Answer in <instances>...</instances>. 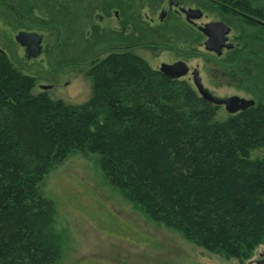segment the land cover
Listing matches in <instances>:
<instances>
[{"label": "trees", "instance_id": "1", "mask_svg": "<svg viewBox=\"0 0 264 264\" xmlns=\"http://www.w3.org/2000/svg\"><path fill=\"white\" fill-rule=\"evenodd\" d=\"M222 2L263 23L241 19L232 60L260 101L224 120L187 80L132 53L91 61L90 97L71 105L34 92L0 52V264H62L68 235L43 183L72 152L97 156L131 205L209 252L243 261L263 244L264 153L252 154L264 149V0ZM32 3L49 6L0 0V18L23 21Z\"/></svg>", "mask_w": 264, "mask_h": 264}, {"label": "rangeland", "instance_id": "2", "mask_svg": "<svg viewBox=\"0 0 264 264\" xmlns=\"http://www.w3.org/2000/svg\"><path fill=\"white\" fill-rule=\"evenodd\" d=\"M36 3L27 5L29 13L23 21L7 15L0 18V50L16 68L35 77L34 92L42 91L40 86L44 85L50 87L45 93L52 99L71 105L86 102L91 93L87 76L90 62L111 52V46L121 41L123 13L128 6V13L145 22V29L148 26L153 43L145 44L139 53L152 68L163 61L181 59L190 69L197 68L203 88L213 98L237 95L260 101L241 86L232 69V60L241 48L235 41L241 22L238 17L228 19L234 48L218 56L204 49L205 36L194 28L190 43L163 44L168 19L159 21L158 14L168 9L167 0H58L56 6L48 0L49 6L41 9ZM180 3L204 9L198 24L227 16L222 0ZM19 31L43 35L39 56L31 60L24 57L23 48L14 39ZM185 50L191 53L184 54ZM186 78L194 87L190 75ZM228 115L222 106L218 108V119ZM263 153L261 149L252 156ZM43 194L54 202L57 225L68 235L62 264H250L264 250L263 242L247 260L224 258L179 231L150 220L106 180L95 155L68 154L46 174Z\"/></svg>", "mask_w": 264, "mask_h": 264}, {"label": "flooded vegetation", "instance_id": "3", "mask_svg": "<svg viewBox=\"0 0 264 264\" xmlns=\"http://www.w3.org/2000/svg\"><path fill=\"white\" fill-rule=\"evenodd\" d=\"M194 1L196 3L207 2V0H194ZM213 1L216 2L217 0H213ZM175 3H176V5H175ZM221 7L225 8L223 10H227V12L226 11L224 12L225 14H227V16H224V18H222V19H214L213 21H222L229 27V33H228V40L227 41L233 44V41L231 42L229 40V34L231 31V26L228 22V19H234L235 17H238L240 19L249 20L245 17V15L246 16H249V15L243 13L244 11L243 12L238 11L234 7H231L230 5H227V4H223V5H221ZM167 8H168L167 10L161 9V11L158 14V20L159 21H162L164 19H168V23L164 27V32L167 35V37L164 40L163 44H166V46L174 47L177 43H181V44H182V42L190 43L191 34L193 33L192 28H194L197 31H199L200 33H202L200 31L199 27L204 25L205 23H199L198 24V21H200L204 17V13H203L204 9H202L200 6H194V7L184 6L180 3V0H167ZM182 8L183 9L199 10L201 12V16L199 18H196V19H193L190 16L188 17L184 12L181 11ZM162 12H164V13L161 16ZM123 15H125V19L123 21L124 34H123L120 42H116L114 45L111 46V48H110L112 50L111 52L122 51L124 53H132L136 56L143 58L141 53H139V51L142 48H144L143 46L145 44L149 45V44L153 43V41L151 40L152 38L150 37V32L148 31V26L146 27L147 29H145V27H144L145 22H143L142 20H139L138 18L131 16V14L128 13V6H126V9L124 10ZM114 16L115 17L118 16L117 11H115ZM250 17L255 19L252 16H250ZM98 19H101V16H99ZM251 21L255 22L253 20H251ZM240 31H241V29H240ZM151 32H152V34L154 33L153 30H151ZM205 39H206V37H205ZM42 40H43V35H42ZM154 43H156V42H154ZM236 44H237V42H236ZM233 48H234V44H233V47L231 49H233ZM231 49H229V50H231ZM223 50H228V49L222 48L221 54H222ZM23 51H24V48H23ZM187 53H191V52H188L187 50H185L184 54H187ZM29 60H31V59H29ZM176 61H183V60L177 59V60H174L172 62H164L163 61V62H160L158 68H154V67L153 68L158 70L162 63L172 64ZM192 69L189 68L188 73L186 75H184V77H182L181 79H184L185 77L188 78V75H190V80H191V70ZM187 80H189V78ZM40 88H41V86H40ZM46 90L42 89V91H39V92H46ZM262 255L263 254H260L259 257L256 258L255 260H253L250 264H253L257 259L261 258Z\"/></svg>", "mask_w": 264, "mask_h": 264}, {"label": "water", "instance_id": "4", "mask_svg": "<svg viewBox=\"0 0 264 264\" xmlns=\"http://www.w3.org/2000/svg\"><path fill=\"white\" fill-rule=\"evenodd\" d=\"M172 2V1H171ZM176 5V3H175ZM188 17L193 19L199 18L201 12L194 9H181ZM164 12L161 13V16ZM245 17L249 20H253L256 23L263 24L257 19H253L250 16ZM200 31L206 37L203 45L206 51L215 53L216 55L221 54L222 48L231 49L233 44L228 42L229 27L222 21H210L200 26ZM15 41L24 48V57L26 59H32L37 57L42 50V34L31 32V31H19L15 37ZM0 52H2L0 50ZM4 53V52H3ZM161 73L170 79H180L184 77L189 71L188 66L183 61H176L172 64L162 63L158 69ZM191 80L197 93L206 101L213 104L216 107L223 106L225 111L229 115H234L238 112L244 111L249 107L254 106L255 101L253 98H244L237 95H232L224 98H213L202 85L201 78L197 68L191 70ZM49 86H41V89H49ZM261 258L257 259L253 264H264V250Z\"/></svg>", "mask_w": 264, "mask_h": 264}]
</instances>
